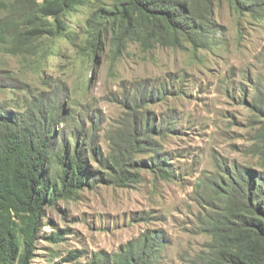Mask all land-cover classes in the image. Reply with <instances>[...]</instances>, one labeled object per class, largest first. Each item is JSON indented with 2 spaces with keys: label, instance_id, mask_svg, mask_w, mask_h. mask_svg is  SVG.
Instances as JSON below:
<instances>
[{
  "label": "rangeland",
  "instance_id": "rangeland-1",
  "mask_svg": "<svg viewBox=\"0 0 264 264\" xmlns=\"http://www.w3.org/2000/svg\"><path fill=\"white\" fill-rule=\"evenodd\" d=\"M19 1L0 0V112L52 109L60 146L81 137L105 175L126 154L139 178L46 206L28 264H113L145 235L157 264H192L223 181L264 177V0H217L204 38L180 46L119 41L97 18L114 0H85L60 22Z\"/></svg>",
  "mask_w": 264,
  "mask_h": 264
},
{
  "label": "trees",
  "instance_id": "trees-1",
  "mask_svg": "<svg viewBox=\"0 0 264 264\" xmlns=\"http://www.w3.org/2000/svg\"><path fill=\"white\" fill-rule=\"evenodd\" d=\"M30 1L43 16L59 22L65 12L85 2ZM216 1L114 0L108 14L98 13L97 18L112 20L119 41L131 37L147 46L151 40L180 46L184 37L196 44L204 38L203 28L212 25ZM56 124L52 109L39 107L35 115L18 116L0 112V264L31 261L46 206L76 196L81 188L101 180L119 185L139 181L137 173L123 167V153L119 154L121 160H113L115 174L93 169L85 141L76 135L74 145H66L64 138L65 146H60L58 136L53 135ZM150 163L154 165L153 160ZM144 166L151 168L148 162ZM218 193L219 204L212 207L204 223L212 241L192 264H264V177L251 170L233 172ZM56 238L63 237L58 234ZM156 246H160L158 238L145 235L122 248L113 264H157Z\"/></svg>",
  "mask_w": 264,
  "mask_h": 264
}]
</instances>
